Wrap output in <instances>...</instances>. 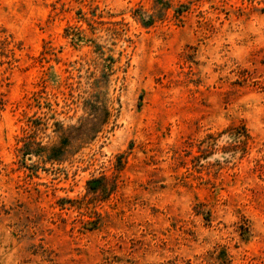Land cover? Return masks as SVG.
Segmentation results:
<instances>
[{
	"label": "rangeland",
	"instance_id": "374dc122",
	"mask_svg": "<svg viewBox=\"0 0 264 264\" xmlns=\"http://www.w3.org/2000/svg\"><path fill=\"white\" fill-rule=\"evenodd\" d=\"M0 264H264V0H0Z\"/></svg>",
	"mask_w": 264,
	"mask_h": 264
},
{
	"label": "trees",
	"instance_id": "16d2710c",
	"mask_svg": "<svg viewBox=\"0 0 264 264\" xmlns=\"http://www.w3.org/2000/svg\"><path fill=\"white\" fill-rule=\"evenodd\" d=\"M154 18V17H153ZM151 22H152V19H149V21H147V22H145V23H143V24H145L146 26H149L150 24H151Z\"/></svg>",
	"mask_w": 264,
	"mask_h": 264
}]
</instances>
